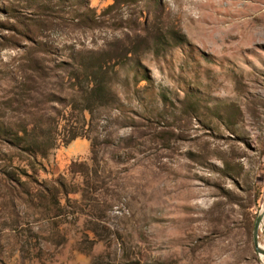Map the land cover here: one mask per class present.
Returning a JSON list of instances; mask_svg holds the SVG:
<instances>
[{
  "label": "rangeland",
  "instance_id": "obj_1",
  "mask_svg": "<svg viewBox=\"0 0 264 264\" xmlns=\"http://www.w3.org/2000/svg\"><path fill=\"white\" fill-rule=\"evenodd\" d=\"M263 205L264 0H0V264H264Z\"/></svg>",
  "mask_w": 264,
  "mask_h": 264
},
{
  "label": "water",
  "instance_id": "obj_2",
  "mask_svg": "<svg viewBox=\"0 0 264 264\" xmlns=\"http://www.w3.org/2000/svg\"><path fill=\"white\" fill-rule=\"evenodd\" d=\"M263 215H264V209L260 211V213L257 215V217L255 219L253 231H252V241H253V246H254L255 250L264 256V252L261 249H259L257 244H256V233H257L259 222H260Z\"/></svg>",
  "mask_w": 264,
  "mask_h": 264
},
{
  "label": "trees",
  "instance_id": "obj_3",
  "mask_svg": "<svg viewBox=\"0 0 264 264\" xmlns=\"http://www.w3.org/2000/svg\"><path fill=\"white\" fill-rule=\"evenodd\" d=\"M83 111H86L88 113V108H84ZM79 135L77 134L76 131H71L69 134H68V138L66 139L67 142H70L72 141L73 139L77 138ZM70 164H69V167H68V170L70 171Z\"/></svg>",
  "mask_w": 264,
  "mask_h": 264
},
{
  "label": "bare ground",
  "instance_id": "obj_4",
  "mask_svg": "<svg viewBox=\"0 0 264 264\" xmlns=\"http://www.w3.org/2000/svg\"><path fill=\"white\" fill-rule=\"evenodd\" d=\"M263 209H264V205H263ZM263 209H262V210H263ZM259 248H260V247H259ZM262 258H263V257H262Z\"/></svg>",
  "mask_w": 264,
  "mask_h": 264
}]
</instances>
